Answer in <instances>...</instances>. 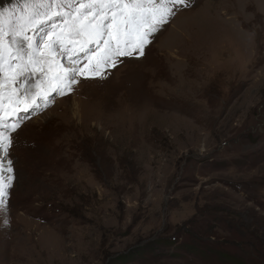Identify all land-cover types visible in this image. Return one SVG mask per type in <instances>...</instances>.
I'll use <instances>...</instances> for the list:
<instances>
[{
	"label": "rangeland",
	"instance_id": "obj_1",
	"mask_svg": "<svg viewBox=\"0 0 264 264\" xmlns=\"http://www.w3.org/2000/svg\"><path fill=\"white\" fill-rule=\"evenodd\" d=\"M84 2L0 0L3 114L30 107L0 157V264H264V0H183L163 24L145 2L125 56L114 9L68 43Z\"/></svg>",
	"mask_w": 264,
	"mask_h": 264
},
{
	"label": "snow or ice",
	"instance_id": "obj_2",
	"mask_svg": "<svg viewBox=\"0 0 264 264\" xmlns=\"http://www.w3.org/2000/svg\"><path fill=\"white\" fill-rule=\"evenodd\" d=\"M145 2L149 5H158L152 11V19L156 24H163L167 22L168 16L171 14V9L168 7L169 4L176 5L183 2V0H86V2L81 3L79 8L76 9L79 15H84L85 19H88L91 16V19H88V23L83 25L81 29L77 30L75 34H69L68 36V43L75 44L78 41L75 39L76 36L86 33L89 37V41L94 40L98 36L104 35V29L106 27L105 20L108 19L107 12L105 9H114L112 12L111 20L112 24L107 25L108 27H115V32L108 33L109 40H115L117 44V48L115 50V54L117 56H125L131 55V52H125L119 48V44L121 42V36H127L131 29L132 24L137 19V14L143 16L144 13V4ZM88 9L87 13H84L82 10ZM96 9V11H91ZM6 14L0 11V68H2V60H3V46H2V39H3V29H2V22L3 18ZM32 13L27 12L26 17L21 16V20L24 23L19 24L18 28L15 29L12 33L13 40L12 44H16L17 40L16 37H20L24 41H28V47L31 49L33 48V38L25 35L26 28L30 27V23H35L37 26L41 23H45L44 20H32ZM120 20V23L124 25V28L121 29L120 23H116V21ZM51 19V17H49ZM155 28H150V31H154ZM137 37L139 39L140 44L142 45L146 42L147 33L140 34L137 30ZM61 36L58 34L57 39H60ZM49 40L51 41V35H49ZM56 41H51L50 43L46 44L45 47L49 48L50 50L54 48ZM105 45L109 43L108 40L104 41ZM66 49H61V51H65ZM81 50H83V45H81ZM107 51H111V49H107ZM140 54L142 55V48ZM11 56V53H9ZM28 62L29 63H36V61L32 58V52H28ZM16 59L23 61L24 56L18 52L15 56ZM114 66V65H113ZM21 67V66H18ZM90 71H93L90 69ZM24 67H21V71L18 75H23ZM68 73H64L62 76H59L58 79L60 82H63L64 79L67 77ZM81 75H85L83 70H81ZM56 79V78H54ZM15 82V81H14ZM70 86V85H69ZM3 84L0 82V157H6L9 148L12 145V138L10 136L11 132H14L16 128L19 127L18 118L21 112L27 113L30 111V107H24L22 109H16L15 115L17 118V123L9 124L5 115L3 114L4 106L2 102V92ZM63 94V92H61ZM11 164V161H8ZM9 173L12 172V168L9 167L7 169ZM11 180L12 177L9 176L7 183L4 182L3 179H0V211H6V208H3L5 204V195L7 189L11 187Z\"/></svg>",
	"mask_w": 264,
	"mask_h": 264
},
{
	"label": "bare ground",
	"instance_id": "obj_3",
	"mask_svg": "<svg viewBox=\"0 0 264 264\" xmlns=\"http://www.w3.org/2000/svg\"><path fill=\"white\" fill-rule=\"evenodd\" d=\"M84 44H86V45L89 46V43H88L87 41H84ZM104 47H105V46H104ZM104 47H103V49H105ZM55 48H56V50H57L58 45H56ZM108 49H111V48H108ZM122 49H123V48H122ZM59 52H60V51H59ZM56 53H57V52H56ZM57 54H59V53H57ZM57 56H58V55H57ZM46 60H47V62L50 61L51 65L53 64V61H52V60H50V59H45V58H41L42 63H43V61H46ZM53 66H54V65H53ZM74 67H75V66H74ZM74 67H73V68H74ZM73 70H74V69H73ZM69 72H70V70H68L66 73H69ZM56 74H58V73H55L54 76H56ZM64 80H65V79H64ZM67 83H68V82H67ZM70 87H71V86H70ZM70 89H72V88H70ZM51 91H52V90H51ZM48 92H49V91H48ZM37 96H38V95H37ZM37 96H36V97H37ZM23 98H24V97H23ZM34 99L36 100L35 102H38V99H39V98H38V99H37V98H34ZM27 100H28V99H27ZM7 167H8V166H7ZM7 167H6V163H2V162L0 161V178H1V175H2L4 178L6 177V179H7V177H8L7 175L9 174V173L7 174V171H6V170L8 169ZM5 181H6V180H5ZM6 182H7V181H6Z\"/></svg>",
	"mask_w": 264,
	"mask_h": 264
},
{
	"label": "trees",
	"instance_id": "obj_4",
	"mask_svg": "<svg viewBox=\"0 0 264 264\" xmlns=\"http://www.w3.org/2000/svg\"><path fill=\"white\" fill-rule=\"evenodd\" d=\"M4 10V8H2L1 6H0V11H3ZM227 217H231V218H233V219H235V217L234 216H230L229 214L227 215ZM224 219H228V218H224ZM224 219H223V221H224ZM237 221V220H236ZM204 228H206L205 226H203ZM197 228H195V230H196ZM202 230V229H201ZM191 232H192V229H191ZM250 235V234H249ZM264 242V241H263ZM153 242H151V244H152ZM168 243V242H167ZM126 255L124 254L123 256H121V258L120 259H125L126 257H125ZM235 262H237V260H235V259H233Z\"/></svg>",
	"mask_w": 264,
	"mask_h": 264
}]
</instances>
